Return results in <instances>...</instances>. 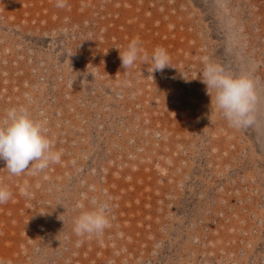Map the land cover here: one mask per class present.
Here are the masks:
<instances>
[{
	"label": "rangeland",
	"instance_id": "rangeland-1",
	"mask_svg": "<svg viewBox=\"0 0 264 264\" xmlns=\"http://www.w3.org/2000/svg\"><path fill=\"white\" fill-rule=\"evenodd\" d=\"M134 38L174 67L124 69ZM205 57L256 80L254 125L185 81ZM19 106L63 155L37 176L0 161V264H264V0H0V114ZM93 198L112 227L77 237Z\"/></svg>",
	"mask_w": 264,
	"mask_h": 264
},
{
	"label": "clouds",
	"instance_id": "clouds-1",
	"mask_svg": "<svg viewBox=\"0 0 264 264\" xmlns=\"http://www.w3.org/2000/svg\"><path fill=\"white\" fill-rule=\"evenodd\" d=\"M67 3L68 0H55L57 8L63 9ZM119 55L124 69L131 68L140 59L151 63L152 73L173 66L165 48L156 47L149 56L142 49L138 38L132 39L123 52L119 50ZM183 77L186 82L199 79L206 86L211 105L231 127L245 128L256 123L261 95L249 71L233 74L205 57L199 74L191 79ZM62 155V150L55 148L54 140L48 135L46 119L33 118L24 106L13 107L0 114V161L4 162V168L10 175L44 174L51 165L61 162ZM20 194L31 196L27 182L20 188ZM12 195L7 185L0 184V204L9 201ZM87 199L85 195L83 200ZM75 209L77 214L71 218V224L77 237L100 238L112 227L107 200L93 198L90 207L82 201L77 202ZM59 219L65 223V217L59 216Z\"/></svg>",
	"mask_w": 264,
	"mask_h": 264
}]
</instances>
